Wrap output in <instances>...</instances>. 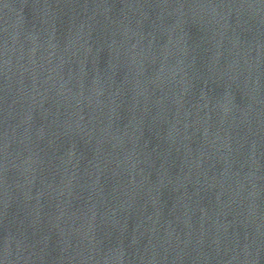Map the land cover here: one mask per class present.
Returning a JSON list of instances; mask_svg holds the SVG:
<instances>
[{"label":"water","instance_id":"obj_1","mask_svg":"<svg viewBox=\"0 0 264 264\" xmlns=\"http://www.w3.org/2000/svg\"><path fill=\"white\" fill-rule=\"evenodd\" d=\"M0 264H264V0H0Z\"/></svg>","mask_w":264,"mask_h":264}]
</instances>
